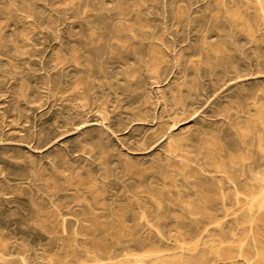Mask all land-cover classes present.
Listing matches in <instances>:
<instances>
[{"label":"rangeland","instance_id":"obj_1","mask_svg":"<svg viewBox=\"0 0 264 264\" xmlns=\"http://www.w3.org/2000/svg\"><path fill=\"white\" fill-rule=\"evenodd\" d=\"M232 16L252 20L264 35L255 0H0V241L20 249L14 258L64 264L55 260L49 231L32 218L33 202L60 205L75 220L88 206L120 214L138 198L153 209L152 193L174 191L173 184L184 190L183 178L163 179L174 173L161 134L170 129L178 142L215 130L229 102L224 96L264 91V43L243 41L240 64L251 71L243 85L207 95L174 127L171 79L141 70V84L130 89L125 72L139 65L131 55L125 62L123 51L94 45L102 35L122 23L141 27L160 46L187 35L195 43L200 30L235 31ZM94 50L98 62L89 58ZM166 217L171 236L186 225L179 211ZM247 228L235 230L233 246L247 245Z\"/></svg>","mask_w":264,"mask_h":264},{"label":"bare ground","instance_id":"obj_2","mask_svg":"<svg viewBox=\"0 0 264 264\" xmlns=\"http://www.w3.org/2000/svg\"><path fill=\"white\" fill-rule=\"evenodd\" d=\"M255 2L264 25V0ZM123 17V22L128 20ZM228 23L236 30H200L195 43L187 35L169 46L164 39L161 46L153 42L155 38L141 27L119 23L94 45L123 51L125 62L133 57L139 66L125 72L130 89L141 84V70L158 79H171L170 105L176 127L185 120L181 117L196 113L195 106L207 95L229 92L250 76L251 71H244L240 64L245 52L239 43L259 42L260 47L264 35L252 29L250 19L232 16ZM136 45H140L138 49ZM94 51L96 56L89 58L98 62L100 53ZM89 75L94 76V71ZM93 86L88 81V96ZM224 98L229 102L219 114L221 127L178 142L170 129L158 138L168 143L167 164L174 173L164 181L176 183L174 179L181 177L186 186L180 190L173 184L174 191L152 193L153 209L138 198L120 214H98L95 206H88L84 218L70 220L60 205L33 202L32 218L49 231L56 246L55 260L64 264H264V91ZM177 211L186 225L180 223V232L171 236L165 230L166 213ZM246 224L247 245L233 246L238 237L235 230ZM19 250L0 241V264L36 260V255L32 261L29 256L14 258Z\"/></svg>","mask_w":264,"mask_h":264}]
</instances>
